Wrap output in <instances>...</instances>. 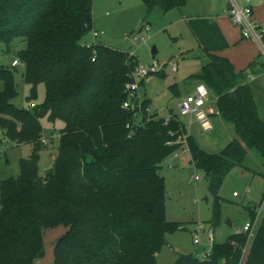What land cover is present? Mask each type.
Listing matches in <instances>:
<instances>
[{"label":"trees","instance_id":"trees-1","mask_svg":"<svg viewBox=\"0 0 264 264\" xmlns=\"http://www.w3.org/2000/svg\"><path fill=\"white\" fill-rule=\"evenodd\" d=\"M142 1L148 13L188 3ZM93 2L0 0V47L26 42L17 56L30 86L27 101L45 86L42 102L19 107L13 102L16 66L0 64V144L9 142L5 150L12 143L33 145L31 155L19 162V175L0 183V264H36L45 253L44 231L58 226L65 231L54 243L53 264H158L157 252L168 244L165 234L185 228L167 218L161 173L163 161L184 146L195 167L205 171L217 202L231 170L247 169L251 149L262 156L259 174L264 175V117L248 81L259 56L237 70L229 58L204 49L205 63L189 76L216 93L219 114L236 132L219 153H211L176 115L152 114L149 99L142 100L138 114L124 107L139 59L103 43H81L93 27ZM45 118L64 126L52 166L41 174ZM247 210L253 223L257 204ZM211 251L208 258L204 252L180 253L173 264H264V213L251 240L238 230L224 242L214 241Z\"/></svg>","mask_w":264,"mask_h":264},{"label":"rangeland","instance_id":"rangeland-1","mask_svg":"<svg viewBox=\"0 0 264 264\" xmlns=\"http://www.w3.org/2000/svg\"><path fill=\"white\" fill-rule=\"evenodd\" d=\"M211 1L212 13L227 14L229 0ZM189 7H193L195 13L200 14L208 10L206 0H188L185 7L173 8L168 12L155 8L151 13L147 12L142 0H94L93 27L81 39L82 44L103 43L135 53L139 59L137 68L148 67L156 62L157 72L149 73L144 78L138 77L140 99L150 100L149 110L152 114L157 113L165 118L176 115L188 126L189 117L180 113L179 104L183 96L192 91L196 84L195 79L189 76L199 72L206 61L191 25L184 18L190 13ZM141 26L144 28L138 32ZM95 30L104 33L94 36ZM154 46L157 50L155 54L152 53ZM258 46V58L264 60V50L259 44ZM24 48L26 42L21 39L12 43L9 49L2 44L0 64L11 66L12 61L18 57V52ZM14 69L18 90V95L13 100L15 105L33 107L42 102L45 98L44 84L38 86L36 99L27 101L30 86L22 76L24 67L19 64ZM255 85L256 97L262 109L261 115L264 117V90H259L257 83ZM178 89L180 94L176 92ZM209 98V103L215 106L216 93L211 89ZM211 120L214 128L210 131H202L196 121L189 130L200 147L211 153H219L236 137V132L233 124L220 114L211 116ZM42 123V134L49 138L48 144H44L40 151L41 174L52 166L53 157L58 153L59 130L64 126L63 121L50 122L46 118L42 119ZM7 145L2 144L0 150V183L3 179L19 175L20 160L28 158L33 148L31 143H12L5 150ZM161 165L167 191V218L182 222L185 228L165 234L168 244L163 245L157 252L158 264H173L180 253L201 255L200 253L211 247L212 241L204 231L199 233L200 243H195L194 228L199 222L203 223L206 230L213 229V241L224 242L230 234L242 230L245 223L251 221L247 210L250 204H257L258 215L253 222L255 231L264 213V175L259 174L263 170V158L255 149H251L245 158L244 165L247 169L235 167L226 176L218 192V202L209 189L205 171L195 167L187 146L172 153ZM64 231V226L44 231L45 253L38 258L36 264H53V243Z\"/></svg>","mask_w":264,"mask_h":264},{"label":"built area","instance_id":"built-area-1","mask_svg":"<svg viewBox=\"0 0 264 264\" xmlns=\"http://www.w3.org/2000/svg\"><path fill=\"white\" fill-rule=\"evenodd\" d=\"M254 0H229L228 5V16L231 22L238 26L241 30L242 37L246 39H255L264 47L263 35H264V21H261L255 17L254 12ZM104 33L98 32L97 30L93 31L94 36ZM23 65L21 60L17 57L12 61V65ZM157 72L156 62L151 66H140L137 68L135 75L136 78L127 83L126 90L128 92V99L124 102V107L130 109L135 113H140L142 99H140L139 94V83L138 77L144 78L149 73ZM210 88L202 82H199L192 91L188 92L180 101V113L183 116L189 117V127L196 122H198L202 128V131H210L214 128L211 116L219 114L216 106H213L209 103L210 98ZM150 111V110H149ZM168 118V117H167ZM129 126V124H128ZM188 126V125H187ZM0 136H4V133L0 130ZM54 136V135H53ZM50 136V137H53ZM49 136L41 133L40 140L43 144H48ZM2 145L0 144V150ZM177 156V153L175 154ZM236 194V193H235ZM204 231L208 234L210 240H214V231L213 229H208L204 227L203 223L199 222L194 228L195 233V243H200L199 233ZM243 232H248L249 237L251 238L254 233V223L246 222L243 229ZM212 245L204 253L203 257L208 258L212 255ZM249 244L243 248V255L247 251Z\"/></svg>","mask_w":264,"mask_h":264},{"label":"crops","instance_id":"crops-1","mask_svg":"<svg viewBox=\"0 0 264 264\" xmlns=\"http://www.w3.org/2000/svg\"><path fill=\"white\" fill-rule=\"evenodd\" d=\"M206 1L208 5V10L206 13H195L194 8L189 7L188 11L190 13L184 16V18L191 25V28L194 31V36L198 44L200 45L202 52L204 49H208L211 52L229 58L235 65L237 70L247 68L259 54L258 44L264 50L263 45H261L255 39H246L242 37L240 28L231 22L228 16V9L227 14L216 15L215 13H212V1ZM253 4L255 17L261 21H264V0H254ZM259 62L260 64L255 67L254 71L248 70V81L253 88L255 98L259 107V113L261 115L262 109L260 108V103L256 97L257 89L255 87V83L258 84L259 90H264V60L259 59ZM195 81L196 84L194 85V87L200 82L196 79ZM179 92L180 91L178 89V93ZM185 125L189 133L192 134V132L189 130L190 127L187 126L186 123ZM56 155L53 157V160ZM37 260L38 259H36L35 263H37Z\"/></svg>","mask_w":264,"mask_h":264},{"label":"water","instance_id":"water-1","mask_svg":"<svg viewBox=\"0 0 264 264\" xmlns=\"http://www.w3.org/2000/svg\"><path fill=\"white\" fill-rule=\"evenodd\" d=\"M144 26H141V28L138 30V32H141L143 30ZM157 52L156 47L154 46L152 49V53L155 54ZM164 73V71H163Z\"/></svg>","mask_w":264,"mask_h":264}]
</instances>
